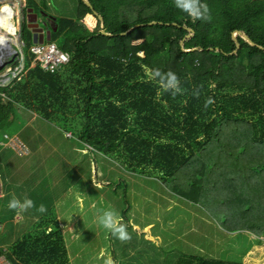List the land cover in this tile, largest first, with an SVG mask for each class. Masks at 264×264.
I'll use <instances>...</instances> for the list:
<instances>
[{
  "label": "trees",
  "instance_id": "16d2710c",
  "mask_svg": "<svg viewBox=\"0 0 264 264\" xmlns=\"http://www.w3.org/2000/svg\"><path fill=\"white\" fill-rule=\"evenodd\" d=\"M26 1V9L34 12L35 2ZM86 1L94 9L79 0L77 18L83 22L95 16L94 31L62 18L51 33L52 42L64 36L59 47L70 55L57 74L32 67L33 35L23 26V55L6 64L23 69L0 82V130L14 123L18 110L33 113L66 136L76 134L79 142L125 171L156 172L167 187L180 179L207 185L209 196L218 190L226 205L229 195L237 216L226 214L221 205L215 213L207 205L201 209L221 222H235L234 232L263 236L264 0H202L212 19L195 22L174 0ZM16 31L14 25L10 32ZM153 69L176 73L183 94L173 97L160 88L150 78ZM197 89L199 97L193 95ZM208 97L215 103L205 110ZM253 202L258 214H249L256 208ZM50 215L38 220L34 234L0 250V258L9 264H70L65 246L54 245L60 233L56 216L51 220ZM182 221L175 228L180 230ZM134 240L133 235L130 243ZM145 248L156 256L145 264H245L186 256L178 249L167 251L160 262L156 244Z\"/></svg>",
  "mask_w": 264,
  "mask_h": 264
},
{
  "label": "rangeland",
  "instance_id": "374dc122",
  "mask_svg": "<svg viewBox=\"0 0 264 264\" xmlns=\"http://www.w3.org/2000/svg\"><path fill=\"white\" fill-rule=\"evenodd\" d=\"M33 1L37 8L34 14L38 15L40 28L45 27L46 33L51 28L40 22L44 19V14L57 19H73L74 23L80 24L77 18L79 0ZM0 2V11L9 2L19 4V0ZM8 11L12 9L9 8ZM8 11L5 10L0 15V20H3ZM84 23L88 30L94 31L98 19L88 16ZM13 25L17 31L11 39L13 41H9V46L14 47L20 55L23 45L19 38L23 34L22 19L15 18L14 13L12 23L9 26L3 25L0 35L7 39L4 34ZM63 38L64 36L54 41L59 45L63 43ZM49 41L46 38L45 42ZM13 55L5 56L7 63ZM5 66L0 70V82L3 83L14 75L12 72L9 74L11 66ZM6 149L14 151L16 155ZM0 150L2 154L6 153L5 156H0V181L6 182V188L12 184V193L15 192L13 196L20 199L26 196L35 202L34 208L19 213L23 220L18 221L17 217L14 218L17 212L7 206L13 196L0 201V240L4 242L13 240L14 243L22 239L33 230L35 220L51 214V220L53 215L56 216L54 224L60 233L56 234L54 245L63 244L67 248L70 264H103L102 251L105 257L111 255L114 260L117 259L118 264H145L150 255L156 257L151 254V249L145 248L152 243L160 251V262L164 261L167 251L176 252L178 249L186 256L264 264V235L258 237L250 231L234 232L237 231L235 222H221V219L213 218L206 211L200 210L197 203L189 204L185 200V207L182 208L181 201L165 193L162 183L149 180V172L144 177H136V181H130L125 170L118 168L120 165L115 161L113 164L102 154L90 150L77 140L76 134L67 139L66 133L57 125L33 113L18 110L14 123L8 129L0 130ZM221 171L224 174V170ZM150 175L156 178L158 173L151 172ZM106 181L110 183L106 184ZM207 188L209 186L202 187L205 192ZM218 194L216 189H213L210 196L209 192L208 195L205 194L207 204L201 202L199 207L207 205L208 210L215 213L221 205L226 209V214H240L234 211L229 195L226 202L230 205H226L223 198L218 199ZM193 199H196L195 196ZM260 199L263 197L259 196ZM198 200L200 201V197ZM253 203L255 208V202ZM41 204L47 208L43 214L38 211ZM242 206L248 207V200ZM256 209H259V205L249 214H258ZM105 210L116 211L122 221L123 216L126 217L129 221L128 231L135 236L133 243L121 242L100 225L99 217ZM178 220H183L179 224L180 230L175 228ZM244 226L243 223L240 228ZM7 244L11 246L10 243ZM2 263L7 264L5 260H1L0 264Z\"/></svg>",
  "mask_w": 264,
  "mask_h": 264
},
{
  "label": "clouds",
  "instance_id": "9594fccd",
  "mask_svg": "<svg viewBox=\"0 0 264 264\" xmlns=\"http://www.w3.org/2000/svg\"><path fill=\"white\" fill-rule=\"evenodd\" d=\"M174 3L178 9L191 17L194 22L196 20L210 21L212 19L209 6L202 2V0H174ZM150 78L165 92H170L173 97L178 94H183L184 92V89L181 87L180 78L172 71L162 72L160 69H153ZM193 95L199 97V90H195ZM214 103V98L208 97L204 102L205 110ZM117 106L119 105L117 104ZM129 119H131V117H129ZM76 198L79 200L78 195ZM7 206L9 209L14 210L19 214L34 208L35 202L26 196L23 199L13 196ZM38 211L43 214L47 211V208L44 204H41ZM99 223L103 228L109 230L113 237L119 239L121 242L130 241L132 238L128 231V225L123 223L122 218L114 210L103 211L102 215L99 217ZM101 258L103 264H116L113 257L111 255L105 257L103 251L101 252Z\"/></svg>",
  "mask_w": 264,
  "mask_h": 264
},
{
  "label": "crops",
  "instance_id": "0c3cea01",
  "mask_svg": "<svg viewBox=\"0 0 264 264\" xmlns=\"http://www.w3.org/2000/svg\"><path fill=\"white\" fill-rule=\"evenodd\" d=\"M5 1V0H4ZM7 2V1H6ZM26 0H19V4L17 5V4H15L14 3V7H10L9 6V3H12V2H9L3 9V12L5 11V9L8 7H10L13 11H14V13H15V18H17V19H19V18H21V14H23L22 13V8H25L26 9ZM5 3V2H4ZM0 4H2V2H0ZM24 10V9H23ZM28 11H26L27 13H30V10L29 9H27ZM89 17H93L92 15H90ZM4 19V18H3ZM86 19V18H85ZM85 19H84V21L82 22L83 23V25H85ZM86 26V25H85ZM87 27V26H86ZM7 34V33H6ZM33 35V34H32ZM50 38H49V40H51V34H50V36H49ZM19 38L22 40V49H21V54L20 55H18V56H22L23 55V46H24V41H23V38H22V36H20L19 35ZM6 40V39H5ZM48 40V41H49ZM7 41V40H6ZM11 41H13V40H11ZM33 41H34V38H33ZM22 65V64H21ZM23 66V65H22ZM32 67H34L33 65H32ZM35 115V114H34ZM35 116H37V115H35ZM38 117V116H37ZM67 137H68V139H71V137H72V134L71 133H67ZM11 152H13L12 150H10ZM3 153H5V151H3ZM14 153V152H13ZM0 154H2V150L0 151ZM15 154V153H14ZM16 155V154H15ZM105 157V156H104ZM106 158V157H105ZM113 163V162H112ZM114 164V163H113ZM126 172V175H127V178L130 180V181H136V177H144V176H146L147 174H145V175H139L137 172H135V171H132V170H127V171H125ZM149 176H147V177H149L150 179L149 180H154V181H157V182H159V183H162V185H163V189L165 190V193L167 194V195H169V196H171V197H173L174 199H176V200H179V201H181V203H182V208H184L185 207V204H184V201L186 200L187 201V203H189V204H198V205H196L200 210H201V208L199 207V204L202 202V203H206L207 204V199L205 198V194L206 195H208V192H210V188H207L206 189V192L202 189V187L204 186H202V187H197L196 186V183H195V185L193 186L192 185V183L191 182H193L192 180H191V182L187 185V183L186 182H182L181 181V179L180 180H177L176 182H174L173 184H174V186L172 187H167V186H165L164 185V183L158 178V177H156V178H153V177H151L152 175H150V174H148ZM1 179H2V177H0ZM111 182H113V181H111ZM108 183H110L109 181H106V184H108ZM207 183V182H206ZM205 183V184H206ZM102 185H103V183H101ZM207 186V185H206ZM12 184H9L8 185V187L6 188V182H4V181H0V201H3V200H5L7 197H11V196H13L12 194L14 193L15 194V192H13L12 193ZM188 191V193H189V195H190V197H188L187 195H185L184 194V192H187ZM205 193V194H204ZM9 194V195H8ZM194 196H195V198L196 199H193L194 198ZM200 197V201L198 200V198ZM127 214V213H126ZM16 215H18V216H16ZM15 217H17V220L18 221H22L23 220V218H22V220H21V215L20 214H15L14 215V218ZM37 222H38V220H35V223H34V228H33V230L30 232V233H26L25 235H24V237H26L27 235H32V234H34V232H35V225L37 224ZM4 230H5V228H4ZM23 237V238H24ZM20 240V239H19ZM18 241V240H17ZM17 241H15L14 243H12L13 242V240L11 241V242H4V240H0V250H2V251H4V252H6L11 246H13V245H15V243L17 242ZM7 243H10V245L11 246H9V244H7ZM12 243V244H11ZM66 250H67V248H66ZM0 259H2V260H5V262L7 263V264H9V262L4 258V257H1ZM3 264V263H2Z\"/></svg>",
  "mask_w": 264,
  "mask_h": 264
},
{
  "label": "built area",
  "instance_id": "2783aa9c",
  "mask_svg": "<svg viewBox=\"0 0 264 264\" xmlns=\"http://www.w3.org/2000/svg\"><path fill=\"white\" fill-rule=\"evenodd\" d=\"M30 52L34 58L33 66H38L46 73L57 74L70 63V55L63 52L56 42H37L31 46ZM22 69L23 66L21 64L15 68L11 67L9 74L11 75L12 72V74L17 75Z\"/></svg>",
  "mask_w": 264,
  "mask_h": 264
},
{
  "label": "water",
  "instance_id": "95a60500",
  "mask_svg": "<svg viewBox=\"0 0 264 264\" xmlns=\"http://www.w3.org/2000/svg\"><path fill=\"white\" fill-rule=\"evenodd\" d=\"M0 1H4V0H0ZM86 3H87V5L89 6V7H92L93 8V6L89 3V2H87L86 0H84ZM9 6L10 7H14V3L12 2V3H9ZM94 9V8H93ZM28 14H32L33 15V10H30V13H28ZM40 15H43V14H40ZM95 15L96 16H98V12H96L95 11ZM44 17H47V15H43ZM33 17H34V19H33V23H31V21H28V19H27V22L29 23V24H33V25H31V26H28V28L31 30V32H32V34H33V38H34V43H37V42H39V43H43L45 40H46V38H48V40H49V36H50V34L52 33V32H56L57 31V27H52V22H55L56 23V20H57V18H52V17H49V20H47L46 22H44L43 23V25L44 26H49L51 29L46 33V31H45V27L44 28H40V25H39V23H37V20H36V15H33ZM24 19V18H23ZM99 19L100 20H102L103 21V18L102 17H100L99 16ZM159 22H154V23H152L151 25H155V24H158ZM80 24L82 25L83 23L82 22H80ZM103 28H104V25H103ZM238 33H240V32H238ZM104 35H108L107 33H103ZM127 33H124L123 35H126ZM233 37L235 38L236 37V35L234 34L233 35ZM243 37H245V38H247L245 35L243 36ZM6 44L4 45V44H0V70L6 65V63H7V59L5 60L4 59V55H5V53L6 54H8V55H10L9 54V52H11V54H14L13 56H12V58L14 59L15 58V56H18L19 54L17 53V51L14 49V47H10L9 46V42L7 41V42H5ZM6 46V47H5ZM7 50H9L8 51V53H7ZM12 60V59H11Z\"/></svg>",
  "mask_w": 264,
  "mask_h": 264
},
{
  "label": "flooded vegetation",
  "instance_id": "af4514ba",
  "mask_svg": "<svg viewBox=\"0 0 264 264\" xmlns=\"http://www.w3.org/2000/svg\"><path fill=\"white\" fill-rule=\"evenodd\" d=\"M24 9V10H23ZM22 9V13L23 14H21V19H22V21H23V24L26 26V27H28V26H31V25H33V24H29L28 22H27V19H28V21H31V23H33V19H34V17H33V15H36V13L34 14V12H33V15L31 14H28L26 11H28L27 9H25V8H23ZM3 13V10L2 11H0V15ZM12 14H13V17H14V13L12 12ZM11 14V15H12ZM45 15V14H44ZM47 15V17H44V19L42 20V21H40V22H46L47 20H49V17H52V18H54L52 15H50V14H46ZM24 18V19H23ZM12 20H13V18H12ZM36 20H37V23L39 22V20H38V15H36ZM57 21V20H56ZM0 23H1V20H0ZM22 23V22H21ZM40 25V24H39ZM14 26V25H13ZM12 26V27H13ZM55 26V22H52V27H54ZM3 27V26H2ZM11 27V28H12ZM10 28V29H11ZM10 29H9V33H10V35H9V37H14L13 35L14 34H11V32H10ZM29 29V28H28ZM17 30V29H16ZM30 30V29H29ZM31 31V30H30ZM53 33V32H52ZM16 36V35H15ZM8 51L9 50H7V53H8ZM9 54L11 55V52H9ZM5 56H9L8 54H6L5 53V55H4V59H5ZM12 60H13V58L12 57H10ZM11 60V61H12ZM10 61V62H11ZM7 64V63H6Z\"/></svg>",
  "mask_w": 264,
  "mask_h": 264
},
{
  "label": "bare ground",
  "instance_id": "6f19581e",
  "mask_svg": "<svg viewBox=\"0 0 264 264\" xmlns=\"http://www.w3.org/2000/svg\"><path fill=\"white\" fill-rule=\"evenodd\" d=\"M10 8V7H9ZM8 7L5 9V10H7L8 11V9H9ZM4 10V9H3ZM12 12H13V10L12 11H8V13L6 14V16L4 17V19L3 20H1V23H0V30L2 29V26L3 25H5V26H9L11 23H12V18H13V15H11L12 14ZM2 18V17H1ZM2 31V30H1ZM5 36H6V40L9 42V41H11V37H9V35H10V33L9 32H7V34L5 33L4 34ZM5 39H0V44H6L5 42H7ZM6 47V46H5Z\"/></svg>",
  "mask_w": 264,
  "mask_h": 264
}]
</instances>
